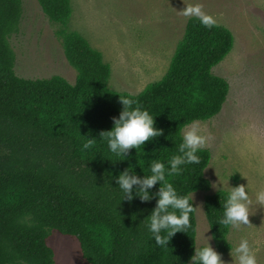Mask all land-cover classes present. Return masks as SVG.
<instances>
[{"label": "trees", "instance_id": "1", "mask_svg": "<svg viewBox=\"0 0 264 264\" xmlns=\"http://www.w3.org/2000/svg\"><path fill=\"white\" fill-rule=\"evenodd\" d=\"M44 13L61 24L56 34L77 70L74 83L61 75L24 78L15 71L11 36L19 30L23 0H0V264H54L48 244L52 230L78 239L87 264H193L197 247L196 206L192 194L208 191L205 169L211 152L198 153V165H180L167 177L178 194L191 192L188 231L175 233L166 248L151 239L148 218L157 207L158 181L150 199L120 195L119 176L138 179L154 161L168 169L179 154L180 129L218 114L229 94L228 81L213 72L232 50L233 32L217 23L207 29L194 18L186 22L165 74L137 94L109 86L111 66L79 31L69 28L72 0H37ZM133 96L154 118L160 132L124 158L108 152L101 133L114 128L124 110L121 97ZM94 141L88 149L83 143ZM225 189L208 194L205 213L213 242L221 253L232 249L223 218ZM163 232V230H162Z\"/></svg>", "mask_w": 264, "mask_h": 264}, {"label": "rangeland", "instance_id": "2", "mask_svg": "<svg viewBox=\"0 0 264 264\" xmlns=\"http://www.w3.org/2000/svg\"><path fill=\"white\" fill-rule=\"evenodd\" d=\"M199 3L202 10L228 27L235 42L230 53L213 72L229 83L221 111L206 120H196L211 161L205 176L208 191L192 194L196 211L197 246L208 243L224 264H236L232 249L221 253L213 242L205 213V198L220 189L245 186L253 200L249 225L230 229L232 247L247 238L258 264H264V205L255 195L264 189V3L261 0H72L69 28L82 33L100 50L111 66L109 86L137 94L167 71L186 22L180 11ZM61 24L52 21L37 0H23L19 30L11 38L16 53L17 75L36 79L61 75L74 83L77 70L68 62ZM192 123V122H191ZM190 123V124H191ZM189 124V125H190ZM48 244L54 264H87L78 239L52 230Z\"/></svg>", "mask_w": 264, "mask_h": 264}, {"label": "clouds", "instance_id": "3", "mask_svg": "<svg viewBox=\"0 0 264 264\" xmlns=\"http://www.w3.org/2000/svg\"><path fill=\"white\" fill-rule=\"evenodd\" d=\"M264 3V0H261ZM180 13L184 17L194 18L198 23L211 29L217 26L213 16L206 14L199 3L186 4ZM124 110L118 119L114 120V128L101 133L107 142V149L114 158H124L131 148H139L146 141L160 132L154 127L153 115L147 109L142 108L135 97L129 95L121 97ZM179 154H173L168 158L169 168L161 161H154L148 168V175L138 179L135 175L130 176L128 171L123 172L118 178L120 195L128 194L131 199L133 185L139 184L137 194L142 200H149L150 195L147 189L153 187L158 181L162 182L158 192L157 207L148 218L151 239L155 244L167 249L165 246L169 239L177 232L188 231L191 227L190 214L194 209L190 203L191 192L180 195L173 183L168 178L179 175L182 169L180 165H198L201 157L198 155L206 146L208 137L201 134L200 127L196 122L190 125L185 124L180 129ZM94 141L88 140L83 143L82 149H88ZM166 172L167 177L166 178ZM253 200L245 186H238L227 192L223 218L219 221L223 226L230 229H238L241 226L249 225L250 206ZM255 203L264 205V189L255 195ZM163 230V232H162ZM232 255L236 264H258L255 250L247 238H241L238 245L232 247ZM193 264H224L218 254L208 243L195 248V255L191 258Z\"/></svg>", "mask_w": 264, "mask_h": 264}]
</instances>
